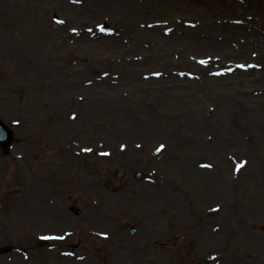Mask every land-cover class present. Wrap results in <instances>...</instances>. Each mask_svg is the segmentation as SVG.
Listing matches in <instances>:
<instances>
[{
    "label": "rangeland",
    "instance_id": "rangeland-1",
    "mask_svg": "<svg viewBox=\"0 0 264 264\" xmlns=\"http://www.w3.org/2000/svg\"><path fill=\"white\" fill-rule=\"evenodd\" d=\"M242 1L0 0V264H264V0Z\"/></svg>",
    "mask_w": 264,
    "mask_h": 264
},
{
    "label": "water",
    "instance_id": "water-1",
    "mask_svg": "<svg viewBox=\"0 0 264 264\" xmlns=\"http://www.w3.org/2000/svg\"><path fill=\"white\" fill-rule=\"evenodd\" d=\"M13 141L12 131L0 120V144L7 149L11 142ZM137 177L144 178L149 177L145 173H138Z\"/></svg>",
    "mask_w": 264,
    "mask_h": 264
},
{
    "label": "bare ground",
    "instance_id": "bare-ground-1",
    "mask_svg": "<svg viewBox=\"0 0 264 264\" xmlns=\"http://www.w3.org/2000/svg\"><path fill=\"white\" fill-rule=\"evenodd\" d=\"M46 1H50V0H46ZM204 4H205V2H204ZM206 5L208 6L209 3H206ZM236 5L241 6L242 8H250L251 7V1L250 0H243L241 3H236ZM203 12H204V15L208 16V13L205 12V10ZM219 14L220 13L217 12V11L210 12V15H214V16L219 15ZM225 16H229V15L228 14H225ZM241 20H243V18ZM246 29L255 30L256 28L254 26L248 25L246 27Z\"/></svg>",
    "mask_w": 264,
    "mask_h": 264
},
{
    "label": "snow or ice",
    "instance_id": "snow-or-ice-1",
    "mask_svg": "<svg viewBox=\"0 0 264 264\" xmlns=\"http://www.w3.org/2000/svg\"><path fill=\"white\" fill-rule=\"evenodd\" d=\"M201 63H205V61H201Z\"/></svg>",
    "mask_w": 264,
    "mask_h": 264
},
{
    "label": "flooded vegetation",
    "instance_id": "flooded-vegetation-1",
    "mask_svg": "<svg viewBox=\"0 0 264 264\" xmlns=\"http://www.w3.org/2000/svg\"><path fill=\"white\" fill-rule=\"evenodd\" d=\"M24 252H25V250H24Z\"/></svg>",
    "mask_w": 264,
    "mask_h": 264
}]
</instances>
